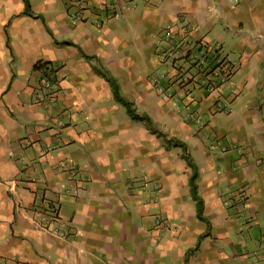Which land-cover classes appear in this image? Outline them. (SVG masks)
I'll use <instances>...</instances> for the list:
<instances>
[{
  "label": "crops",
  "instance_id": "obj_1",
  "mask_svg": "<svg viewBox=\"0 0 264 264\" xmlns=\"http://www.w3.org/2000/svg\"><path fill=\"white\" fill-rule=\"evenodd\" d=\"M29 3L0 0V264H264V0Z\"/></svg>",
  "mask_w": 264,
  "mask_h": 264
},
{
  "label": "trees",
  "instance_id": "obj_2",
  "mask_svg": "<svg viewBox=\"0 0 264 264\" xmlns=\"http://www.w3.org/2000/svg\"><path fill=\"white\" fill-rule=\"evenodd\" d=\"M26 2V8H25V11L28 12V13H31V6H30V3H29V0H25ZM48 64V62H45V63H39L37 62L35 64V67L36 68H41V69H45L46 68V65ZM48 69V68H46ZM104 76L106 78V80L110 83V86L112 88V92L114 94V97L116 100H118L119 102H121L125 107L126 109L128 110L129 114L134 118V119H138V120H142L144 122H146L149 126L152 125L153 121L151 119V117L147 114H139L136 112V109L133 105V103L128 100L120 91V87H119V83L117 81V79L111 75L108 71H106L104 73ZM190 165L193 166V164L190 162ZM196 176H197V171L194 167V171L190 177V184H191V187L194 191V194H195V191H196V184H195V179H196ZM199 214H200V218L201 219H204L203 216H202V203H199Z\"/></svg>",
  "mask_w": 264,
  "mask_h": 264
},
{
  "label": "built area",
  "instance_id": "obj_3",
  "mask_svg": "<svg viewBox=\"0 0 264 264\" xmlns=\"http://www.w3.org/2000/svg\"><path fill=\"white\" fill-rule=\"evenodd\" d=\"M231 1H232L233 3H238V0H231ZM181 25H183V22H181ZM165 34H166V36H167L168 38H173V37H174V33L172 32V30H171L170 28H167V29L165 30ZM210 48H211V47H210L209 45H207L206 48H205V52H207ZM163 55H164V57L169 56V55L173 56L174 53H173V50H170L169 52H168V51H164V52H163ZM216 61H218V62H217V63L219 64L218 66H220V64L222 63L223 59L221 58L220 55H218ZM220 67H221V66H220ZM222 67H224V66L222 65ZM224 71L227 72V70H225V69H224ZM225 72H224V73H225ZM224 76H226V75H224ZM47 223H48L47 227L50 228V229H52V231H54L55 233H57V234H59V235H65L66 231L60 230L58 227H54V226L52 225V223H50L49 221H47Z\"/></svg>",
  "mask_w": 264,
  "mask_h": 264
},
{
  "label": "rangeland",
  "instance_id": "obj_4",
  "mask_svg": "<svg viewBox=\"0 0 264 264\" xmlns=\"http://www.w3.org/2000/svg\"><path fill=\"white\" fill-rule=\"evenodd\" d=\"M184 109L189 111V109H188V108H187V109H186V108H184ZM191 111H192V110H191ZM184 115H185L186 119H189V118H191V117H192V116H191V117H190V116H187V115H186V113H185ZM191 119H192V118H191ZM202 121H203V120H202ZM200 122H201V121H200ZM198 125L200 126L201 124H199V123H198Z\"/></svg>",
  "mask_w": 264,
  "mask_h": 264
}]
</instances>
